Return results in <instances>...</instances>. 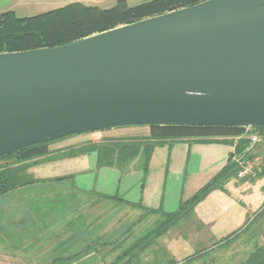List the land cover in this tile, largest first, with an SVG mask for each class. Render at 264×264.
<instances>
[{"label":"water","instance_id":"95a60500","mask_svg":"<svg viewBox=\"0 0 264 264\" xmlns=\"http://www.w3.org/2000/svg\"><path fill=\"white\" fill-rule=\"evenodd\" d=\"M264 126V0H207L0 53V158L132 126Z\"/></svg>","mask_w":264,"mask_h":264},{"label":"crops","instance_id":"0c3cea01","mask_svg":"<svg viewBox=\"0 0 264 264\" xmlns=\"http://www.w3.org/2000/svg\"><path fill=\"white\" fill-rule=\"evenodd\" d=\"M153 135L148 126L73 135L51 142L38 162L21 164L28 183L0 196V264H210V254L243 231L234 240L241 241L264 209L262 138L252 145L251 129L211 141ZM244 139L250 145L239 155ZM231 158L252 163L253 172L149 237ZM150 216L158 221L140 237Z\"/></svg>","mask_w":264,"mask_h":264},{"label":"trees","instance_id":"16d2710c","mask_svg":"<svg viewBox=\"0 0 264 264\" xmlns=\"http://www.w3.org/2000/svg\"><path fill=\"white\" fill-rule=\"evenodd\" d=\"M204 1L207 0H141V3L131 5L127 0H118L113 7L106 9L76 2L42 14L22 18L18 17L14 11H7L0 15V53L61 47L101 32L174 10L191 7ZM148 127L152 130L156 139L186 138L202 141H211L222 136H243L247 130L240 127L220 126L153 125ZM263 131L264 126L257 128V132L263 135L264 138ZM50 143L35 144L0 158V196L28 183L22 173L27 168H22L20 165L28 162H38L40 158L48 154ZM242 143L243 150L239 151V155L246 152L250 140L244 139ZM253 158V155H249L246 160H252ZM240 170L241 167L231 158L228 165L192 198L183 202L178 211L167 214L150 236L160 237L175 223L190 214H194L196 206L212 192L216 190L225 191L226 184L230 180L238 178ZM21 177H24V179H21ZM260 178H264V170ZM263 210L256 213L248 223L245 227V233L254 228V225L264 218ZM258 230L256 228L255 233H258ZM242 232L240 231L234 235V240ZM234 240H228L229 244L235 242ZM243 264H264V245L256 243Z\"/></svg>","mask_w":264,"mask_h":264},{"label":"rangeland","instance_id":"374dc122","mask_svg":"<svg viewBox=\"0 0 264 264\" xmlns=\"http://www.w3.org/2000/svg\"><path fill=\"white\" fill-rule=\"evenodd\" d=\"M117 1L118 0H0V15L7 11H14L17 14V16L21 18L35 16L76 2L83 3L88 6H97L106 9L113 7L117 3ZM127 1L131 5H137L141 3V0H127ZM132 127H140V126H132ZM125 128H129V127H125ZM125 135H130V133L128 134L124 133V136ZM259 135L264 141L263 135H261L260 133ZM21 179H24V177H21ZM157 221H158L157 218L150 216L144 222L145 228H142L140 229V231H137V234L140 237H142L144 233H146V231L148 232L154 227ZM254 226H255L254 228L246 232V235L243 236V239H241V241H236L235 243L233 242L234 244L232 243V245H230L229 248L227 249H221L211 253L209 257L212 259V261L214 260V262L210 264H243V261L249 256V253L251 252V250L253 249L256 243L258 245H264V218L258 221ZM256 228L259 229L258 233L257 232L255 233ZM153 231L151 232V234L153 233ZM208 263L204 261H200L196 264H208Z\"/></svg>","mask_w":264,"mask_h":264},{"label":"built area","instance_id":"2783aa9c","mask_svg":"<svg viewBox=\"0 0 264 264\" xmlns=\"http://www.w3.org/2000/svg\"><path fill=\"white\" fill-rule=\"evenodd\" d=\"M261 141V137L259 135V133L256 131L253 133L252 131V135H251V144H257ZM237 163H239L241 165V171L238 174L239 178H244L247 175L251 174L253 172L254 169V165L252 163H247L246 165H243L241 163V159L240 158H235L234 159Z\"/></svg>","mask_w":264,"mask_h":264}]
</instances>
